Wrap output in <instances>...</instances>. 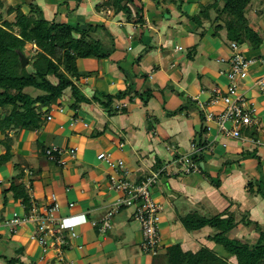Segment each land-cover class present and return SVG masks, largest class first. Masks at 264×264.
Masks as SVG:
<instances>
[{
	"label": "crops",
	"instance_id": "1",
	"mask_svg": "<svg viewBox=\"0 0 264 264\" xmlns=\"http://www.w3.org/2000/svg\"><path fill=\"white\" fill-rule=\"evenodd\" d=\"M0 2L24 5V12L25 4L35 3L47 20L95 28L91 37L112 52L100 60H77L76 65L90 75L76 86L86 98L95 95L101 101L127 92L113 101L114 114L94 101L66 109L71 100L65 92L48 114L49 126L19 131L15 145L10 137L5 139L10 152L9 160L0 164V264L8 260L52 264L54 260L39 261L40 248L31 239V224L15 230L4 224L27 212L7 191L15 177L25 187L30 204L45 206L55 201L58 205L56 216L68 227L63 251L72 264H159L161 260L139 252L141 232L130 209L116 213L111 229L104 233L92 225L118 198L108 184L111 171L97 156L105 153L121 159L130 181L136 183L171 158L187 154L193 143L203 148L197 156L200 174L165 178L153 191L154 200L164 208L159 224L164 250L160 256L177 243L183 251L214 248L207 239L212 229L185 230L181 221L192 214L234 213L236 227L229 238L249 244L257 241L256 226L264 232V94L257 87L259 80L264 82V39L259 50L241 48L246 58L255 60L241 86L254 106L255 123L241 138L231 139L219 135L215 125L203 119L208 110L219 112L221 106L201 110L197 103L209 101L215 90L223 92L227 85L230 43L225 31L213 36L214 25L197 18L199 9L212 0H133L127 4L129 19L123 12L115 13L107 5L109 0ZM259 9L250 6L247 16L250 26L264 33V12ZM146 93L151 94L148 100L136 97ZM251 130L255 139L246 135ZM5 147L0 145V156ZM169 147L173 150L168 151ZM48 148L66 151L61 157L63 166L45 158L43 150ZM251 153L254 157H244Z\"/></svg>",
	"mask_w": 264,
	"mask_h": 264
},
{
	"label": "trees",
	"instance_id": "2",
	"mask_svg": "<svg viewBox=\"0 0 264 264\" xmlns=\"http://www.w3.org/2000/svg\"><path fill=\"white\" fill-rule=\"evenodd\" d=\"M253 1L260 4L258 9L264 12V0H212L199 9L197 18L214 25L213 36L225 31L230 44L234 43L240 49L246 45L251 50H259L263 46L264 34L250 26L251 21L247 16ZM132 2L133 0H109L107 5L115 13H125L129 19L127 4ZM25 6L26 12L22 10L24 5L21 4L7 7L6 15H14V21L6 20L0 13V109L1 113L4 112V115L0 113V131L7 140L12 131L38 130L42 122L41 116L44 114L47 120L52 105L60 102L67 90L70 92V109H77L82 103L90 104L94 101L107 113L114 114L113 101L124 98L127 92L118 94L115 99L103 97L101 101L95 95L91 99L86 98L76 86L81 78L90 75L76 65L77 60H100L107 58L112 52L106 50L100 40L91 37L95 28L88 25L80 29L55 23L46 19L37 4L27 3ZM14 27L18 29L17 33L13 31ZM27 45L36 47L31 56L25 52ZM19 54H24L29 59L25 67L20 66ZM150 95L138 94L144 100H148ZM44 107L47 110L42 112ZM250 135L255 139V131L251 130ZM4 145L6 146L3 143ZM9 152L10 148L6 146L5 154L0 156V164L9 160ZM244 155L254 157L255 154ZM14 179L7 191H11L14 199L20 200L28 211L30 201L27 191L17 183V177ZM261 184L262 182L257 186L260 188ZM181 223L188 232L206 227L212 229L214 233L207 239L214 243V248L201 247L196 251H183L177 243L168 247L164 255L159 257L162 264H264V232L258 226L256 231L259 237L254 244L229 238L228 234L236 227L234 213L226 211L211 217L192 214L183 218ZM15 263L21 264L6 261V264Z\"/></svg>",
	"mask_w": 264,
	"mask_h": 264
},
{
	"label": "built area",
	"instance_id": "3",
	"mask_svg": "<svg viewBox=\"0 0 264 264\" xmlns=\"http://www.w3.org/2000/svg\"><path fill=\"white\" fill-rule=\"evenodd\" d=\"M230 50L229 67L225 73L227 79L225 90L223 92L215 90L209 101H197V103L201 110L221 106L219 112L208 110L203 115L204 122L214 124L218 134L224 138L239 139L242 132L250 129L255 123L254 106L241 90L255 60L246 58L243 51L234 43L230 44ZM257 87L264 94V82L259 80ZM49 119L51 116L48 115L47 120ZM167 150H173V147ZM202 150L203 148L193 143L187 154H179L171 158L161 168L136 183L130 181L129 173L121 159H112L105 153L98 154L97 159L111 171L108 175V184L118 194V198L103 218L93 222L92 225L104 233L111 228V221L116 213L122 209H130L141 232L139 250L143 254L157 256L163 248L159 224L164 208L154 200L153 191L165 178L200 174L197 156ZM65 152L62 148H48L44 151L49 161L61 166L64 164L61 157ZM70 156L74 157L75 152L71 150ZM57 212L58 205L55 201L45 206L32 202L25 215L15 216L4 224L11 230L26 224L33 226L31 239L35 240L40 248V262H44L48 256H51L53 259L56 258L58 264H72L65 259L63 251L68 244L66 235L68 227L61 218L56 216Z\"/></svg>",
	"mask_w": 264,
	"mask_h": 264
},
{
	"label": "rangeland",
	"instance_id": "4",
	"mask_svg": "<svg viewBox=\"0 0 264 264\" xmlns=\"http://www.w3.org/2000/svg\"><path fill=\"white\" fill-rule=\"evenodd\" d=\"M7 7L8 6H5V5H0V13L1 14H3V18H5L6 20H9V21H14V19H13V16H10V17H8L7 15H6V9H7ZM261 7V5L260 4H257V2L256 1H253V4H252V10L254 9H256V8H260ZM55 23H57V22H55ZM14 30V33H17L18 32V29L16 28V27H14L13 28ZM102 31V30H101ZM103 32V31H102ZM264 34V33H263ZM226 41L228 42V43H230V41L228 40V39H226ZM34 46V45H33ZM242 49H243V47H241ZM35 50H36V47L34 46V47H32V45L30 46V45H27V48H26V50H25V52L27 53V54H29L30 56L32 55V54H34V52H35ZM185 52H182L181 54H184ZM243 53H244V55L246 54V51H243ZM180 54V55H181ZM230 54H231V50H230ZM180 55H178V56H180ZM227 72V71H226ZM68 94L70 93L69 92V90H67L66 91ZM138 95H136V97H137ZM57 104H54V106L52 105V108L51 109H53L55 106H56ZM66 109H70V107H65ZM0 110H2V109H0ZM1 114H3L4 115V112H2ZM41 120H42V122H41V126H40V128L39 129H42V128H44V126H49V123H47L46 122V120H45V116H44V114L41 116ZM249 131V130H248ZM18 134H19V131L16 133V135L15 136H11V134H10V139L12 140V145H15L16 144V140H17V136H18ZM246 135H250V133H248V134H246ZM5 139H7L6 138V136L0 131V145L2 146V147H4L3 146V143H4V141H5ZM45 142V141H44ZM43 142V143H44ZM46 142H48V141H46ZM38 146L36 145V142H34V146H33V148L34 149H36ZM43 154L45 155V153H44V151H43ZM74 158V157H73ZM189 177V176H188ZM109 211V210H108ZM107 211V212H108ZM106 212V213H107ZM105 213V214H106ZM104 216V215H103ZM103 218V217H102ZM101 218V219H102ZM100 219V220H101ZM135 226H137V222H135ZM111 229V228H110ZM109 229V230H110ZM139 249V248H138ZM66 251V250H65ZM139 252H141L140 250H139ZM162 252H164V250L162 251V249L160 250V252L158 253V255L157 256H154L155 258V260H156V262H158V261H160V259L161 258H159L160 257V255L162 254ZM161 253V254H160ZM143 254V253H142ZM144 255H146V254H144ZM65 256V255H64ZM150 256V255H149ZM50 259H53V258H51V256H48L47 257V259L45 260V261H47V260H50ZM65 259L67 260L68 258H67V256H65ZM52 264H58V262H57V260H56V258H54V260L52 261ZM156 264H158V263H156ZM159 264H162L161 262L159 263Z\"/></svg>",
	"mask_w": 264,
	"mask_h": 264
},
{
	"label": "water",
	"instance_id": "5",
	"mask_svg": "<svg viewBox=\"0 0 264 264\" xmlns=\"http://www.w3.org/2000/svg\"><path fill=\"white\" fill-rule=\"evenodd\" d=\"M19 62H20V66H21V67H25V66L28 64L29 59H28L24 54H19ZM46 110H47V108L44 107V108L42 109V112H44V111H46Z\"/></svg>",
	"mask_w": 264,
	"mask_h": 264
}]
</instances>
